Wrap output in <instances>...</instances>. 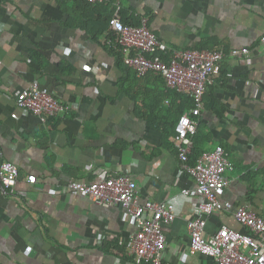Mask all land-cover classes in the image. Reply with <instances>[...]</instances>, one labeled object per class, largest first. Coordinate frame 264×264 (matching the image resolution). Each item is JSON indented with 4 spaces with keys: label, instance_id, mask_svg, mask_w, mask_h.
<instances>
[{
    "label": "crops",
    "instance_id": "crops-1",
    "mask_svg": "<svg viewBox=\"0 0 264 264\" xmlns=\"http://www.w3.org/2000/svg\"><path fill=\"white\" fill-rule=\"evenodd\" d=\"M115 15L127 24L147 16L171 49L226 52L221 74L206 88L205 108L193 117V140L204 150L223 144L234 163L218 191L230 210L198 209L195 181L173 141L191 98L161 74L139 76L121 60L110 32ZM263 35L264 0H0V162L20 168L15 194L1 189L0 261L146 264L127 250L139 230L130 212L68 188L72 180L123 174L136 181L139 203L175 204V219L163 227L167 261L217 264L191 249L188 221L205 217L207 233L223 224L248 232L236 208L264 211ZM234 47L250 54L234 57ZM34 81L64 106L55 116L43 120L19 106ZM32 173L36 184L26 180Z\"/></svg>",
    "mask_w": 264,
    "mask_h": 264
},
{
    "label": "built area",
    "instance_id": "built-area-1",
    "mask_svg": "<svg viewBox=\"0 0 264 264\" xmlns=\"http://www.w3.org/2000/svg\"><path fill=\"white\" fill-rule=\"evenodd\" d=\"M110 24L117 33L115 49L122 54V60L127 66L133 68L139 76L150 71L161 74L169 88L189 95L193 101L175 125V147L184 163V169L195 181L197 207L202 214L210 215L220 209L230 210L233 207L230 201L218 196V191L227 184L225 172L235 167L225 146L217 144L213 149L205 150L194 164L190 163L194 147L193 135L198 131L193 117L199 116L205 108L206 88L221 74L226 52L217 47L171 49L151 29L147 16H143L139 24H127L115 15L110 19ZM261 41L264 42V35ZM229 54L234 57L248 56L250 49L234 47L229 50ZM24 94L18 101L19 106L43 120L55 116L57 111L64 108L55 92L41 88L38 81L27 87ZM69 106L77 107L74 104ZM19 177L20 168L16 163L0 162V197L1 189L15 194ZM26 180L36 184L38 177L32 173L26 176ZM68 188L96 204L119 205L130 212L138 222L139 230L129 239L127 250L137 262L172 264L165 259L167 236L163 227L176 217L174 203H139L136 181L123 174L105 175L93 182L72 180ZM183 193L189 195L191 190L184 189ZM18 194L24 196L26 191H18ZM234 215L248 228V232L223 224L215 233H207L205 217L198 215L191 218L188 221L191 249L212 256L217 264H264V211L258 214L247 206H241L236 208ZM0 264L4 263L0 261Z\"/></svg>",
    "mask_w": 264,
    "mask_h": 264
},
{
    "label": "trees",
    "instance_id": "trees-1",
    "mask_svg": "<svg viewBox=\"0 0 264 264\" xmlns=\"http://www.w3.org/2000/svg\"><path fill=\"white\" fill-rule=\"evenodd\" d=\"M129 24H134V23H129ZM111 32V35L114 39V41L117 39V33L114 32L113 30L110 31ZM120 58L122 60V56L120 55ZM123 61V60H122ZM175 95H178V96H183L181 94H178L176 92H174ZM184 97V96H183ZM191 99H189L190 101ZM193 103V101H192ZM197 136V135H196ZM199 137V136H198ZM194 141V140H193ZM201 143H202V140L199 141V138H196V140L194 141V147H193V151H192V154H191V157H190V162L191 164H194L197 159L199 158V156L205 151L203 147H201Z\"/></svg>",
    "mask_w": 264,
    "mask_h": 264
}]
</instances>
